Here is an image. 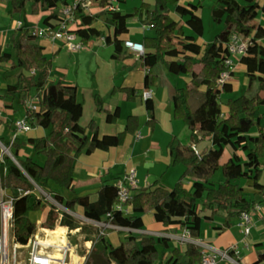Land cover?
Masks as SVG:
<instances>
[{"label": "trees", "instance_id": "16d2710c", "mask_svg": "<svg viewBox=\"0 0 264 264\" xmlns=\"http://www.w3.org/2000/svg\"><path fill=\"white\" fill-rule=\"evenodd\" d=\"M6 1L10 3L13 13L21 12L27 4H30L32 14L48 11L42 22L57 19L59 4L68 2ZM112 1L114 0H103L104 5L109 6L107 21L114 27L111 58H120L124 40L119 35L128 32V18L137 17L154 32L153 35L142 38L144 46L153 49V61L163 62L172 74L191 75L188 85L176 87L173 95V118L188 125L196 142L199 140L197 135L201 132L209 137L212 144L206 152L198 153L192 145L183 144L173 136L168 143L172 158L170 164H183L182 174L172 187L160 185L158 180H154L148 187L140 186L132 200L131 210L151 212L154 220L165 226L179 223L181 227L188 228L193 237L199 235L203 218L213 219L221 213L224 215L221 230L230 227L231 218L249 210L256 201L264 198V162L252 174L238 161L228 159L220 162L224 145L231 139L248 150L250 156L261 155L264 149L263 138L257 139L255 147L251 148L248 139L244 137L255 126L260 132L264 131L262 114L256 115L257 110L264 106V43L256 40L264 37V32L256 28L254 23L259 10L264 11V3L260 0H243L241 10L238 0H215L210 14L216 22H222V30L202 46L196 38L203 35L204 22L202 16L193 11V4H183L180 0H153L151 4L143 0L133 10L122 12L111 4ZM75 14L80 18L77 32L85 45L90 38L103 34V30L95 25L98 14L87 12L80 3ZM184 16L187 17L182 21ZM184 24L192 30L191 34L184 33ZM30 28L24 23L14 28L10 34L12 52H2L0 48V62L11 61V68L18 69L15 81L0 87V99L16 97L18 103L25 104L35 90L40 96L38 108H26L25 116L32 128L40 126L48 130L45 135L28 136L25 139L17 136L12 141L0 137L6 146L13 147L15 156L24 144H31L35 154L44 156L42 163L33 155L17 159L16 163L0 147V184L14 192L11 231L14 240L19 243H26L36 230L37 224L30 218V212L43 209L45 204L40 199L32 198V194L19 195L17 188L32 190L36 183L48 190L55 184L74 193L69 199H64L60 192L55 193L58 202L70 209L80 205L86 213H94V216L88 217L100 218L117 202L118 185L104 182L95 199L90 194L77 193L74 185L77 158L81 153L91 151L90 141L94 142L96 148L108 150L123 143L128 132L138 129V117L135 115H130L125 129L117 133L100 134L93 119L87 125H82L80 118L83 114V102L77 98L78 85L50 79L53 59L44 53L45 46L41 44V38L31 33ZM233 31L251 36L254 40L248 53L238 59L239 63L251 71L246 72L247 86L244 92L226 99L228 113L223 115L220 103L223 90L219 82L221 72L227 69L223 62V43ZM58 52L56 50L54 55ZM230 74H233L232 70ZM154 78L155 75L149 71L148 83L151 86L155 85ZM118 89L127 100L138 95L135 88L129 86H119ZM97 108L103 109L102 100L98 96ZM119 115V106L106 110V121L113 122ZM240 134L241 138H237ZM219 168L223 179L215 182L212 177ZM187 177L194 178L191 189L185 187L184 180ZM241 178L252 180V187L258 190L257 197L248 196L239 182ZM58 217L59 212L53 207L48 210L41 224L49 228H55L59 224L68 226L69 229L80 228L79 231H87L93 227L91 224H81L65 211L59 221ZM116 217L121 224L131 228H141L144 225L143 218L139 215L125 217L116 214ZM95 230L94 244L86 264H200L202 258L200 247L193 242H186L184 249L174 246L170 249V256L162 260L159 259L157 244L162 243L169 248L168 238L165 236L128 234L124 240L114 245L105 235L98 234L97 227ZM229 254L232 257L236 255L233 250H229ZM255 263L253 261L250 264Z\"/></svg>", "mask_w": 264, "mask_h": 264}, {"label": "crops", "instance_id": "0c3cea01", "mask_svg": "<svg viewBox=\"0 0 264 264\" xmlns=\"http://www.w3.org/2000/svg\"><path fill=\"white\" fill-rule=\"evenodd\" d=\"M148 1L151 2L152 0ZM212 1L214 5L215 0ZM238 1L240 2L242 10L244 3L243 1L241 2V0ZM260 1L264 3V0ZM180 2L183 4H193V11L202 16L201 12L203 7L205 6V0H187L185 2H183V0H180ZM121 4L122 2H113L112 5H114L115 8L121 10L122 12H125V9H121ZM131 10L132 9L128 11ZM261 13H264V11L259 10L257 17ZM173 15L175 16V14ZM186 17L187 16L182 17L181 20L184 21ZM256 18L254 20L256 28H259L264 32V25L256 22ZM217 23L219 25L220 23L222 24L221 21H217ZM107 24L108 35L106 36V38H104V29L101 28L103 30V34L99 37L90 38L88 43L84 46V50H82L83 59L85 57L84 52H86V49H88L90 45H101L104 44L105 40H108L107 43L108 45H110V49L113 52V44L111 43V41L114 37V27L108 21ZM127 25L128 32L119 35V38L123 39L124 41L127 39H131L142 42V38L145 35L151 36L154 34L153 30L149 29L145 24L141 22L140 31L133 32L129 24V18L127 20ZM183 29L185 34L192 33V30L185 24L183 25ZM13 30L14 28L10 32L12 33ZM11 33L8 34L7 43L9 41V36ZM99 39H103L102 42H100ZM3 40L4 36L2 33L0 38V46L3 45ZM41 40L42 39H40V42ZM256 41L264 43V37ZM41 44L45 46L43 42H41ZM63 49L64 48L60 47L58 43H53V54L56 50H59V52L52 57L53 64L55 62V59L61 55ZM112 52L110 53V60L112 61L110 64V68L112 69V72L113 70L114 72H116V77H110V79H108L107 86L109 90V97H105L102 93H99L97 84L92 90V92L95 91V93L92 94V97L90 99L89 109L91 113L85 118V91L81 90V86L78 83L76 77L69 76L67 68H63L61 73H54L53 71H51L50 76V79L59 81L63 84L78 85L77 98L78 100L83 102V114L80 118V123L82 125H87L88 122L93 119L99 128L100 134L117 133L123 131L127 124V118L130 115H135L138 117V129L135 132H128L124 138L123 143H121L120 145L112 146L108 150H102L96 148L94 146V142L90 141L89 147L91 151L89 153L83 152L78 156L74 176L75 190L80 194H83L81 192H87L84 194H90L92 199H95L97 197V191L104 182L119 185L122 182L124 176L131 168L136 170L137 180L139 186L141 187H148L154 182V180H158V183L160 185L172 187L184 170L183 164H170L172 158L169 152L168 143L173 136H176L178 140L183 144L192 145L198 153H204L212 146L209 137L201 132L198 133L197 136L199 140L196 142L188 125L182 120L174 119L172 115L173 95L175 93L176 87L188 85L191 78L190 74L183 73L175 75L170 73L163 62L153 61L152 48L145 47V52L143 54H137L135 51L131 50L129 47L123 44V49L119 59L111 58ZM237 69L242 70L244 73L251 71L243 64L237 62L235 67L232 68L233 74L230 77H235ZM15 70L16 72L18 71V69H13V71ZM149 71H151L155 75L154 86H151L148 83ZM112 72H110V74ZM228 80L231 79L229 78L225 81V83L221 84L222 90L225 87L226 90L230 91L234 87L235 83H233V81L231 83ZM94 84L95 83L93 81L90 83V86H94ZM119 86H129L135 88V91H137L138 95L132 100H127L125 99L123 93L118 89ZM149 87H152L154 89L153 94L151 98H149L148 100H144L142 99L140 92ZM200 88L204 89V86H201ZM232 93L233 92L227 93L222 91L221 96L223 97L224 95H226L228 97H235V94ZM88 96H90L89 93ZM97 96L99 100H102V110H98L97 108ZM9 103V100L7 99H0V137H4L5 139L8 138L3 135L6 130L5 128L11 130L12 122L15 121V119L25 115V112L16 110L15 106H7ZM116 106H119V117L113 122H107L106 110H113ZM221 106L224 107L222 110V114L226 115L228 113L227 105L225 104ZM259 113L262 114L261 123L262 125H264V106L260 107L259 110H257L256 115H258ZM148 120H150V122H147ZM252 129L253 128H251L249 132L245 133L244 137L248 139L247 141L250 147L254 148L255 145L251 141L252 139L249 140L248 136L250 132H252ZM31 130L32 131L30 133H27V137L45 135L48 132L47 129L40 126L33 127ZM21 134L22 133L18 134L19 137ZM20 138L25 139L23 137ZM230 142L234 143L235 141L234 139H231L229 143L224 145L220 162L228 159H232L231 161H237V158H239L238 162L247 163V170H255L256 168L261 167V165H258V161L260 163L264 162L263 157H261L263 152L258 156H250L248 150L244 151L237 145L234 146L235 148H233L232 152L231 150L227 152V148L232 149ZM244 154L249 157L246 158ZM224 155L226 157H224ZM253 159L257 160V164L252 161ZM37 161L42 163L44 161V156L42 155L41 159H37ZM217 170H220L222 173V170L220 168ZM217 170L215 171V173L218 172ZM214 175L212 177L213 181H221V179H214ZM263 180L264 177L262 181ZM184 181L185 187L191 189L194 178L187 177ZM246 184L250 185L248 186V188H250L251 191L248 192L251 193V196L257 197L258 190L252 187V180L250 178H247ZM241 186L245 191V186H243L242 184ZM59 191L66 197V199L74 196V193L72 191L69 192V190H67V193H64L62 189H60ZM77 206H79L82 210L80 213L73 211V209L71 210L77 215L83 214L84 208L80 205H76L75 207ZM138 215L142 216L144 221V225L141 228H134V230L130 232H112L116 233L118 236H121L119 242L124 240L128 234H147L155 237L165 236L168 238V244L170 247L174 245L179 246L181 249L185 248L186 243L181 242L177 239L178 234H180L183 230V227H181L179 223L165 226L161 222L155 221L151 212L139 213L133 212L131 210L125 217H134ZM88 219L98 218L88 217ZM223 220L224 215L222 213L216 215L213 219L203 218L201 221L200 233L197 237L194 238L205 242L209 246L217 248H232L234 249V253L240 258L244 259L247 264H250L253 261H256L255 264H264V259L260 257L261 248H264V235L263 233H261V231L257 232L258 230H262V228L264 227V214H253L252 227L248 235H245L243 232L242 220L240 216L231 218V226L221 230L220 227L223 225ZM204 223H206L205 228ZM208 228L209 233L207 234ZM170 249L171 248H166L165 256L164 258H161L162 260H165L170 256Z\"/></svg>", "mask_w": 264, "mask_h": 264}, {"label": "built area", "instance_id": "2783aa9c", "mask_svg": "<svg viewBox=\"0 0 264 264\" xmlns=\"http://www.w3.org/2000/svg\"><path fill=\"white\" fill-rule=\"evenodd\" d=\"M79 3L82 4L87 11L90 0H68L67 3L59 4V17L57 19L41 22L37 27L31 26L30 32L40 38L58 43L60 47L66 48L71 52L81 51L85 44L83 43L82 37L77 32L80 18L75 14V10ZM21 24V20H16V27H19ZM253 42L254 40L251 36L244 35L237 31H233L227 37L223 43V62L227 69L220 74L219 82L221 84L225 83V81L230 78V70L235 67L241 55L248 53L249 47ZM124 45L137 54H143L145 52V46L141 41L127 39L124 41ZM31 72L33 73L34 70H31ZM153 91L154 89L149 87L142 90L140 95L142 99L148 100L151 98ZM39 97L38 93L29 96L25 102L26 107L30 110L37 109ZM13 129L11 141L17 137L19 133H25L31 130L32 126L24 115L15 119ZM7 147L5 146V149H7ZM34 186L35 188L32 190L17 188L16 192L19 195H26L32 194L38 189L40 193H45V190L36 183H34ZM139 187L136 170L131 168L124 176L122 182L118 185L117 202L113 205L111 210L98 219H89V223L97 226L99 235H105V233L109 231L130 232L134 230V228L121 224L116 214L121 216L129 214L132 200ZM14 198V192L11 189L0 187V264H78L77 259H74L75 244L70 240L68 234L69 231L71 233H76L80 228L69 229L68 226H64V232L61 236L52 239L48 234L52 229L44 227L39 223L26 243H19L14 240V237L11 236ZM51 202L54 209L59 212V221L62 217L61 208L56 200L53 199ZM254 213L264 214V198L256 201L249 210H244L240 213L239 216L242 220L243 232L245 235H248L251 231L252 216ZM177 239L185 243L193 242L200 246L202 251L200 264H218L220 261L228 262L231 259L234 261V258L229 254V250L234 251V249H220L209 246L205 242L194 238L188 228H183L182 232L178 234ZM92 244H94V240L90 242L91 246ZM22 253L23 256H21Z\"/></svg>", "mask_w": 264, "mask_h": 264}, {"label": "rangeland", "instance_id": "374dc122", "mask_svg": "<svg viewBox=\"0 0 264 264\" xmlns=\"http://www.w3.org/2000/svg\"><path fill=\"white\" fill-rule=\"evenodd\" d=\"M141 1L143 0H127L125 2H122V4L120 5L121 9H125V11H128L130 9H134L137 4L141 3ZM148 1V0H145ZM187 0H183V2H185ZM243 0H241L242 2ZM113 2L116 1H112L111 4H113ZM150 2V1H148ZM151 4H153V0L150 2ZM244 3V1H243ZM138 4V5H139ZM10 3L7 2L6 0H0V34L3 33L4 36V40H3V45L0 46L2 52H6V51H13L12 48V44L10 41V36H9V41L7 43V39H8V34L11 33L10 31L16 27V20H21L22 23L27 24L29 26H39L41 24V21L43 19V17L48 13V11H42L39 14H32L30 11V4H27L24 9L21 12H16L14 14H12L13 12L11 11V7H10ZM213 6V1L212 0H205V6L202 9V17L204 19V34L201 37H197V41L202 45H206V43H208L209 41H211L219 32H221L222 30V24L220 23V25L212 18L211 14H210V7ZM109 7V6H108ZM108 7L107 5H104L103 0H90V3L87 7V11L88 12H92V13H96L98 14L97 20L95 22V25L103 28L104 29V34L105 37L108 35V24H107V20L106 18L108 17L107 12H108ZM264 13H261L257 18H256V22L264 25ZM129 24L131 27V30L133 32H139L141 25H140V21H138L137 17H130L129 18ZM41 42H43L46 46L45 48V54L49 57H53V51H52V45L53 42H51L50 40H47L45 38H41ZM103 39H99L100 42H102ZM108 40L104 41V44L101 45H90L88 47V49H86L85 53V57L84 59L82 58L83 56V51L84 49H82L79 52H71L68 49L64 48L61 55L55 59V62L53 64V68L52 71L54 73H61L63 68H67L68 69V75L69 76H75L78 83L81 86V90L85 91V115L84 118L87 117L91 111H90V99L92 97V94L95 93L92 92L93 88L98 84V88H99V93H102L105 97H109V90H108V79H110V77H116V72H112V69L110 68V64H111V60H110V53L112 52V50L110 49V45H108ZM3 48V49H2ZM11 61H1L0 62V87H4L8 82H13L15 81V74H16V70L13 71V69L11 68ZM110 72H112L110 74ZM246 73V72H245ZM242 70L237 69L236 74H235V79L233 77H230L231 80H228L229 82L235 83L234 87L229 91L226 90L225 87L223 89L224 92H233L232 94H235L234 96H237L241 93L244 92L246 86H247V76ZM55 75V74H54ZM233 78V80H232ZM94 81V86H90V83ZM227 81V83H228ZM225 86V85H224ZM36 93V91L34 90L32 92L31 95H34ZM88 93L90 94V96H88ZM231 96V95H230ZM228 98V96L224 95L223 97H220V103L221 105H225V101ZM7 100H9V104L7 106H15L16 110H19L21 112H25L26 110V104H20L17 101L16 97H7ZM223 106H221V111L223 110ZM13 124L14 121L12 122L11 125V130H9L8 128H5V132L3 133V135H5V137L7 140H11V134L14 131L13 129ZM264 124V123H263ZM264 128V125H263ZM32 130H29L25 133H22L20 135V137L26 138L27 137V133H30ZM258 128L255 126L252 129V132H250L249 136V140H251L253 142V144L255 143V140H257L258 138H264V131L263 132H258ZM1 136V134H0ZM19 136V135H18ZM242 134H240V136H237V138H241ZM254 140V141H253ZM229 143V142H228ZM230 145L232 146V149L227 148L226 151L229 152V150H233V148H235L234 146L237 145L238 147H241L243 149V147L241 145H239L238 143L234 142H230ZM243 145V143H242ZM0 146H1V150L3 153H6L7 155L10 154L14 157V159H24L25 157H27L28 155H33L35 158L37 159H41L42 155H37L34 153L33 150V146L31 144H24L20 150L17 156H15L13 154V147L9 146L7 147L4 143H2V141L0 140ZM5 146L7 147V150H5ZM244 150V149H243ZM245 151V150H244ZM245 155V154H244ZM224 157H226L224 155ZM246 158H248L249 156H246ZM264 159V151L262 156ZM231 159V158H230ZM232 160V159H231ZM239 160V158H237V161ZM236 161V160H234ZM252 161H254L255 164H257V160L253 159ZM244 164L246 167V169L248 168L247 163H242ZM258 165H261V163L258 161ZM218 172L215 173L214 175V179H223V175L221 173L220 170H217ZM250 174H252L254 172V169H248L247 170ZM240 184H242L243 186H245V192L248 194V196H251V193L248 191H251L250 188H248V186H250L249 184H246L247 182V178H241L239 179ZM1 187V184H0ZM51 189V190H50ZM48 190H45V193H40V191L38 189H36L33 193H32V198L35 199H40L44 204L45 207L43 209H39V210H32L30 212V218L36 222V224L38 225L39 223L41 224L44 219L47 216V212L49 209L53 208V204L51 201L57 200L55 193L60 192L59 190L62 189V191L64 193H67L66 188H61L55 184H52V188H50ZM70 192V190H69ZM61 193V192H60ZM81 193H87V192H81ZM64 196V195H63ZM64 199H66V197L64 196ZM58 205L60 206V210L62 212H67L70 213L72 216H74V218H76L81 224H89V219L88 216H94V213H86L84 210L83 214L77 215L74 212H72V210L68 207L65 206L64 203H60L58 202ZM73 211L80 213L82 210L79 206L75 207L73 209ZM91 224V223H90ZM42 225V224H41ZM59 224H56L55 228L58 226ZM92 225V224H91ZM37 227V226H36ZM46 227V226H44ZM95 227H97L96 225H93L92 228H89L87 231H77L76 233H71L69 231L68 237L70 238V240L73 242V244H75V250H74V259H77L78 264H86L87 260L89 259V255L91 253L92 246L90 245V242L92 240H94L93 238L95 237ZM206 227V223H204V228ZM49 228V227H48ZM49 229H54V228H49ZM209 228L207 229V234ZM261 231V233H263L264 235V227L262 228V230H258L257 232ZM11 236L13 237V234L11 232ZM106 238L112 243V244H117L120 240L121 236H118L116 233H112V231L106 232L105 233ZM174 245L172 247L169 248H173ZM200 247V246H199ZM157 248L159 250V259L164 258L165 256V252H166V248L162 243H158L157 244ZM220 249H225V248H220ZM21 256H23V253L21 254ZM261 258L264 259V248H261ZM234 261L230 260V261H220L218 264H247L246 261L242 258H240L238 255H235L234 257Z\"/></svg>", "mask_w": 264, "mask_h": 264}, {"label": "bare ground", "instance_id": "6f19581e", "mask_svg": "<svg viewBox=\"0 0 264 264\" xmlns=\"http://www.w3.org/2000/svg\"><path fill=\"white\" fill-rule=\"evenodd\" d=\"M63 232H64V227L58 225L56 228L50 230L48 234L50 238L56 239V238H59Z\"/></svg>", "mask_w": 264, "mask_h": 264}, {"label": "water", "instance_id": "95a60500", "mask_svg": "<svg viewBox=\"0 0 264 264\" xmlns=\"http://www.w3.org/2000/svg\"><path fill=\"white\" fill-rule=\"evenodd\" d=\"M16 163H18V161L16 159H14V157L10 154H8Z\"/></svg>", "mask_w": 264, "mask_h": 264}]
</instances>
